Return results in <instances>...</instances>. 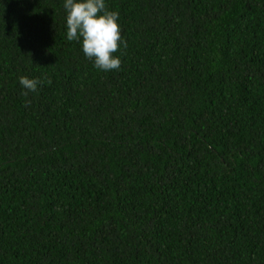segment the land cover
<instances>
[{"label": "trees", "instance_id": "16d2710c", "mask_svg": "<svg viewBox=\"0 0 264 264\" xmlns=\"http://www.w3.org/2000/svg\"><path fill=\"white\" fill-rule=\"evenodd\" d=\"M64 3L0 0V264H264V0H105L107 72Z\"/></svg>", "mask_w": 264, "mask_h": 264}, {"label": "clouds", "instance_id": "9594fccd", "mask_svg": "<svg viewBox=\"0 0 264 264\" xmlns=\"http://www.w3.org/2000/svg\"><path fill=\"white\" fill-rule=\"evenodd\" d=\"M67 39L80 41L86 58L94 61L101 71L118 70L121 65L117 52L121 43L118 12L109 11L105 0H65ZM126 47V44H125ZM20 85L28 92H35L40 80L21 76ZM51 84V80H48Z\"/></svg>", "mask_w": 264, "mask_h": 264}]
</instances>
